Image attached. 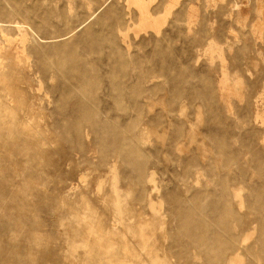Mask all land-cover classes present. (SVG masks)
<instances>
[{"label":"rangeland","instance_id":"1","mask_svg":"<svg viewBox=\"0 0 264 264\" xmlns=\"http://www.w3.org/2000/svg\"><path fill=\"white\" fill-rule=\"evenodd\" d=\"M146 4L0 0V264H264V0Z\"/></svg>","mask_w":264,"mask_h":264},{"label":"bare ground","instance_id":"2","mask_svg":"<svg viewBox=\"0 0 264 264\" xmlns=\"http://www.w3.org/2000/svg\"><path fill=\"white\" fill-rule=\"evenodd\" d=\"M127 1H129L130 3H134V5H136V6H138V9H139V25L140 26H145V25H151V26H153L154 28H156V20L155 19H153L152 17H151V15L149 14V12H148V7H147V5L148 4H146L147 3V0H146V2H144L143 0H127ZM157 19V18H156ZM160 24V23H159ZM158 24V25H159ZM14 27L19 31V32H21V36H22V38H21V41H20V44H21V46L19 47H16V48H14L13 50H15V49H17L18 48V51H20V53H24V51H26V40H27V31L25 30V29H23L22 28V26H20L19 25V23L18 22H16L15 23V25H14ZM20 35L18 36V37H20ZM12 48L9 46L8 48H7V50H11ZM0 51H1V46H0ZM6 55V54H5ZM17 55L18 54H14L13 56L14 57H16V58H19V57H17ZM13 57V58H14ZM16 58H14V59H16ZM17 60V59H16ZM18 86V85H17ZM19 87V86H18ZM15 90H17L16 88H15ZM20 98V97H19ZM21 99V98H20ZM19 99V100H20ZM2 106V105H1ZM9 112V111H8ZM30 118V117H29ZM33 118V117H32ZM38 119H39V116H38ZM29 120H32V119H29ZM27 129H28V127H27Z\"/></svg>","mask_w":264,"mask_h":264}]
</instances>
